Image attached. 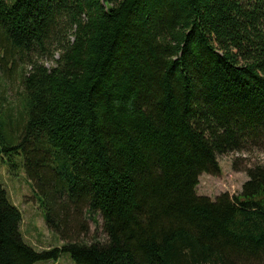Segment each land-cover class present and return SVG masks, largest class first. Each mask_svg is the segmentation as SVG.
<instances>
[{
  "label": "trees",
  "instance_id": "trees-1",
  "mask_svg": "<svg viewBox=\"0 0 264 264\" xmlns=\"http://www.w3.org/2000/svg\"><path fill=\"white\" fill-rule=\"evenodd\" d=\"M106 2L0 0V162L62 242L27 244L0 180V264H264V164L196 194L264 152V0Z\"/></svg>",
  "mask_w": 264,
  "mask_h": 264
},
{
  "label": "rangeland",
  "instance_id": "rangeland-1",
  "mask_svg": "<svg viewBox=\"0 0 264 264\" xmlns=\"http://www.w3.org/2000/svg\"><path fill=\"white\" fill-rule=\"evenodd\" d=\"M50 67V64L46 65ZM11 81V82H10ZM6 91L7 101L16 104L20 95L21 86L17 75L12 80H7ZM239 159L241 164H264V152L252 155L233 154L219 157L220 174L211 176L202 174L199 177V184L196 188L197 196L207 197L214 201L221 194L236 195L241 192L243 184L247 181V176L243 172H234L232 161ZM0 180L6 189L11 203L22 213L20 233L27 244L37 251L50 248H60L62 242L58 235L49 231L44 223L42 210L35 198L34 188L25 177L23 169L18 170L13 175L8 173L7 168L0 162ZM101 217L96 215L94 221H89L90 235L88 242L92 240L103 241L104 235L101 230ZM36 264H75L68 255L61 254L56 261H43Z\"/></svg>",
  "mask_w": 264,
  "mask_h": 264
},
{
  "label": "water",
  "instance_id": "water-1",
  "mask_svg": "<svg viewBox=\"0 0 264 264\" xmlns=\"http://www.w3.org/2000/svg\"><path fill=\"white\" fill-rule=\"evenodd\" d=\"M102 4H103L104 6H107V2H106V0H102Z\"/></svg>",
  "mask_w": 264,
  "mask_h": 264
}]
</instances>
